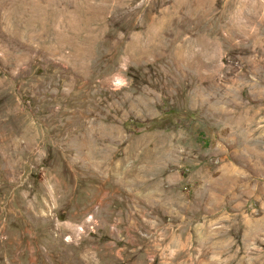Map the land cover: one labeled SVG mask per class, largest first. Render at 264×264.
<instances>
[{"label": "rangeland", "instance_id": "rangeland-1", "mask_svg": "<svg viewBox=\"0 0 264 264\" xmlns=\"http://www.w3.org/2000/svg\"><path fill=\"white\" fill-rule=\"evenodd\" d=\"M0 264H264V0H0Z\"/></svg>", "mask_w": 264, "mask_h": 264}]
</instances>
